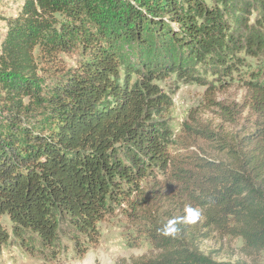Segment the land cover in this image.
<instances>
[{
	"label": "trees",
	"instance_id": "trees-1",
	"mask_svg": "<svg viewBox=\"0 0 264 264\" xmlns=\"http://www.w3.org/2000/svg\"><path fill=\"white\" fill-rule=\"evenodd\" d=\"M248 57L264 62V0H25L0 47V250L4 215L22 241L83 254L117 211L158 252L130 264H232L199 251L200 220L263 249L264 67L241 78ZM171 74L207 84L217 123L194 108L173 138ZM226 80L242 102L217 101Z\"/></svg>",
	"mask_w": 264,
	"mask_h": 264
},
{
	"label": "rangeland",
	"instance_id": "rangeland-1",
	"mask_svg": "<svg viewBox=\"0 0 264 264\" xmlns=\"http://www.w3.org/2000/svg\"><path fill=\"white\" fill-rule=\"evenodd\" d=\"M24 3L25 0H0V47L11 22L21 13ZM234 13L236 21L239 22L240 10L238 9ZM244 15L249 17L250 23H254V11L244 12ZM62 58L68 67H73L79 64L83 57L77 51H72L62 55ZM244 63L245 66L239 72L241 78H248L251 73H256L264 67V62L260 58L248 57ZM60 65L62 66V64ZM43 75L47 83L52 80L48 74L43 73ZM208 77L212 79V75L208 74ZM219 82L216 81L218 87H220ZM229 83L226 80L224 85L226 87L217 92V101L242 102L245 90L236 82ZM160 86L172 99L168 119L174 139L181 135L182 125L194 108L204 111V113L200 112L202 118L214 119L215 123L218 122L217 112L204 110L201 107L207 84L186 81L178 78L176 74H171L165 80L160 81ZM224 127L229 133L239 129L237 126L230 125H224ZM189 143H194L191 149L195 151H198L199 147H206L202 140L192 139ZM149 179L163 180L164 176L157 171ZM1 223L11 236L8 243L0 250V264H130L133 258L154 257L158 253L149 239H141L138 234V226L119 211L99 223L97 243L91 244V247L83 254L75 249L74 242L66 235H62L59 243L53 249H48L43 248L35 237L28 236L24 241L18 239L13 234L12 225L7 215L2 217ZM202 223V220L197 222L190 235H194V240H196L194 244L204 255L217 262L264 264V248L255 250L246 245L241 238L213 232L202 226ZM82 240L85 239L82 237Z\"/></svg>",
	"mask_w": 264,
	"mask_h": 264
}]
</instances>
